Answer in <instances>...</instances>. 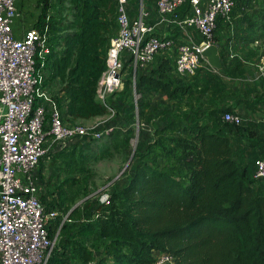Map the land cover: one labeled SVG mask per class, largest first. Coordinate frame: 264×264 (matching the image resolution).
I'll return each instance as SVG.
<instances>
[{
	"label": "trees",
	"instance_id": "obj_1",
	"mask_svg": "<svg viewBox=\"0 0 264 264\" xmlns=\"http://www.w3.org/2000/svg\"><path fill=\"white\" fill-rule=\"evenodd\" d=\"M66 1L69 14L64 18L58 14L57 0H42L35 26L49 25L55 57L52 75L59 78L68 99L66 114L88 120L108 112L97 90L107 69L111 38L118 31L114 16L118 0ZM244 5L251 9L249 29L257 32L251 41H258L260 60L264 4L257 8L246 0ZM221 21L225 20L218 24ZM173 70L172 63L162 58L150 72L138 76L137 86L170 98L192 91L193 84L185 83L183 76L174 77ZM214 78L206 79L198 92L206 95L214 90L219 84ZM130 82L127 78L119 91H128ZM216 110H221L220 115L236 112L231 106ZM223 122L196 117L189 124L171 123L157 130L126 185L112 190L90 218L74 227L63 252L53 250L49 264H152L154 250L172 253L175 264H264V192L255 185L254 176L255 160L264 157V137L249 130L251 120L240 125ZM171 128L173 134H164ZM245 133L251 137L249 147L260 149L247 163L235 158L232 139V134L245 138ZM103 136H89L49 154L48 165L60 170L67 181L86 177L91 160L110 156L111 148L121 147L122 130L113 127L98 152L80 148Z\"/></svg>",
	"mask_w": 264,
	"mask_h": 264
},
{
	"label": "built area",
	"instance_id": "obj_2",
	"mask_svg": "<svg viewBox=\"0 0 264 264\" xmlns=\"http://www.w3.org/2000/svg\"><path fill=\"white\" fill-rule=\"evenodd\" d=\"M24 0H0V264H49L54 249L50 222L56 209H48L41 194L40 174L48 156L86 137L101 138L103 120L84 125L66 114L68 99L59 78L53 77L49 25L27 29L22 38L15 34V22ZM189 3L184 24L192 25L201 41L175 42L162 36L151 23L152 11L144 0L133 16L126 0H118V31L111 38L107 69L97 97L109 113L121 100L108 102L112 89L122 90L126 79L137 90V78L150 72L157 55L172 51L175 70L191 77L202 66L203 50L214 42L220 19L231 21L239 0H156L161 19L177 14ZM264 76L263 67L258 70ZM258 74V73H257ZM222 119L240 125L250 121L241 113L226 111ZM264 122V117L261 119ZM112 126L105 127L107 133ZM255 178L264 179V157L255 160ZM154 264H175L170 252H160Z\"/></svg>",
	"mask_w": 264,
	"mask_h": 264
},
{
	"label": "rangeland",
	"instance_id": "obj_3",
	"mask_svg": "<svg viewBox=\"0 0 264 264\" xmlns=\"http://www.w3.org/2000/svg\"><path fill=\"white\" fill-rule=\"evenodd\" d=\"M246 0H241L237 7L243 6ZM251 1V0H250ZM257 8L264 4L263 0H252ZM262 1V3H261ZM130 9L138 11L142 0H126ZM254 7L253 4H250ZM66 0H57V10L59 16L64 17L69 14V7ZM117 1L114 6V16L116 20ZM65 18V17H64ZM257 36V32L249 37L252 40ZM59 44V40L56 42ZM257 46V45H256ZM258 51L255 56L258 57ZM252 61V70L264 69V61ZM209 63L205 60L201 68L191 77H182L185 83L193 84L194 88L186 95L170 98L165 93L159 92L150 87H138L137 90L119 91L112 89L108 96V102L115 103L121 100L122 105H116L115 112L109 113L88 120L78 119L77 122L84 125L94 124L98 120H103L100 126L101 131L105 127L118 128L122 130L121 147L111 148L112 154L100 158L97 155L95 160L90 162L91 172L86 177H75V181H67V177L51 163L45 165L40 174L41 194L43 200L48 204V209H56L57 216L50 223V232L54 241V249L63 252V243L74 231L79 223L92 216L93 210L107 200L109 193L117 188H121L131 178L135 171L137 162L145 157L149 144L155 139L156 132L165 125L189 124L196 117H201L207 121L214 120L220 124L224 123L221 110L214 109L215 101L208 96L198 92V80L202 70H208ZM172 68V67H171ZM174 77L181 76L176 70L171 71ZM99 99V98H98ZM100 100V99H99ZM216 111H218L216 113ZM102 139L92 140L80 145L84 152L92 154L93 149L98 152L107 140V132H103ZM173 129H169L164 134H173ZM94 154V152H93ZM73 178V177H71ZM79 178V179H77ZM255 185L261 192H264V180H255ZM69 252L65 256H69Z\"/></svg>",
	"mask_w": 264,
	"mask_h": 264
},
{
	"label": "crops",
	"instance_id": "obj_4",
	"mask_svg": "<svg viewBox=\"0 0 264 264\" xmlns=\"http://www.w3.org/2000/svg\"><path fill=\"white\" fill-rule=\"evenodd\" d=\"M207 1L202 0V3L206 4ZM144 3L152 11L151 23L154 24V29L162 36L172 37L178 43L201 40L196 28L192 25L184 24V20L189 14L188 2L181 7L180 12L168 16L166 22L162 24H157L161 17L156 8V0H144ZM42 4V0H24L18 3V7L22 12L21 17L14 25L15 34L18 38H22L25 31L37 20ZM140 5L137 12L135 9H129L133 16L139 14ZM250 11L251 9L245 5L236 7L230 23L221 21L218 24L213 43L218 45L223 67L221 70H217L209 66L208 70H202L199 74L198 89L203 87L206 79L214 76V79L219 84L215 86L214 90L206 94L215 101L214 108L231 106L233 110L252 121L249 125V130H253L256 137H264V123L261 122L264 117V76L258 70L250 73L253 68L252 64H254L252 61L258 59L255 56L258 41L249 40V37H251L249 34L253 35V29H249ZM162 58L168 59L175 68V56L172 51L157 55L154 67L159 64ZM259 61H264V58H260ZM240 70H243L242 74H239ZM245 134V138L232 134V139L236 144L235 158L247 163L250 161L252 154L260 149L249 147L248 138L250 136L247 133ZM160 252L154 250L152 252L154 258Z\"/></svg>",
	"mask_w": 264,
	"mask_h": 264
},
{
	"label": "water",
	"instance_id": "obj_5",
	"mask_svg": "<svg viewBox=\"0 0 264 264\" xmlns=\"http://www.w3.org/2000/svg\"><path fill=\"white\" fill-rule=\"evenodd\" d=\"M202 55L210 66H212L217 70L222 69L223 64L217 44L215 43L210 44L208 47H206L203 50Z\"/></svg>",
	"mask_w": 264,
	"mask_h": 264
}]
</instances>
